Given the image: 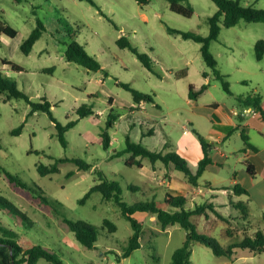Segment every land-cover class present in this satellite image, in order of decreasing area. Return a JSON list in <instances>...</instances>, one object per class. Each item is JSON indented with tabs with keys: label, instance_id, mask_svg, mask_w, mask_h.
Listing matches in <instances>:
<instances>
[{
	"label": "rangeland",
	"instance_id": "374dc122",
	"mask_svg": "<svg viewBox=\"0 0 264 264\" xmlns=\"http://www.w3.org/2000/svg\"><path fill=\"white\" fill-rule=\"evenodd\" d=\"M237 1L244 6L264 10V0ZM187 3L193 10L189 18L171 12L164 0H150L143 6L138 5L136 0H25L19 4L13 0H0V21L17 32L14 38L0 36V60H9L20 66L22 71L13 72L1 63L0 70L16 82L30 102L46 100L55 122L63 126L74 122L64 133L66 147H63L56 136L55 124L47 113H31L30 105L25 100L3 102V97L0 98V196L29 220L0 206V227L12 230L21 239L54 253L64 264H170L173 251L185 239L186 233L178 225L162 230L153 216L136 214L142 226L140 247L123 258L132 229L119 209L104 201L96 192L91 193L83 203L79 201L97 183L98 173L121 184L122 199L127 204L163 200L166 184L160 186L156 181L148 182L152 185L149 189L139 178L140 168L124 165L128 154L110 158L113 150L118 151L124 146L126 137L145 147L148 140L141 137L137 114L130 120L120 119L122 107L113 110L115 123L111 128H106L110 114L106 103L110 97L115 98L119 106L133 103L131 93L121 85L161 98L163 94L159 88L175 83L172 82L174 76L169 80L163 68L172 72L185 68L188 58L193 61L194 67L197 60L204 70L210 72L201 59L198 43L167 32L166 27L202 37L208 34V18L216 13V6L210 0H188ZM37 21L42 23L45 30L29 54L25 55L20 45L36 27ZM120 37L126 38L133 50L119 48L116 41ZM71 39L95 57L101 70L91 72L65 61L66 44ZM258 40L264 41L263 23L239 20L231 28L220 25L219 36L210 44L209 50L222 66V71L229 74L225 76V81L231 91L247 89L248 94H264V56L258 62L254 54V45ZM136 54L150 59L152 72L142 65ZM239 60L249 67L246 75L237 71ZM194 67L190 68L188 78L175 83L179 94L185 92L187 82L202 84V76ZM240 77L247 78V81L244 84L236 83ZM212 82L217 86L202 98L204 102L219 100L224 95L220 82L213 76ZM83 104L91 106L92 114L79 118L76 109ZM97 112L102 114L97 116ZM170 122L159 118L161 130L158 133L161 139L164 133L172 134L173 138L181 136L179 127ZM19 127L20 131L14 134L13 131ZM102 133L115 138L108 150L101 146ZM196 134L192 132L190 135L197 138ZM160 138L149 140L154 141L156 150L161 148ZM226 147L233 151L235 159L240 154L236 148L243 147V142L238 134H234L226 142ZM168 152L175 151L169 149ZM65 158L80 159L90 167L81 171L74 163L64 162L58 163V172L51 175L40 176L36 171L40 163L50 166L56 160ZM183 160L194 173L196 165ZM142 163L146 168H151L147 159ZM159 165L163 169L164 165ZM230 167L239 168L240 165L231 162ZM231 168L224 171L231 174ZM3 172L17 176L25 188L9 183ZM70 172L72 175L68 176ZM175 176L184 179L178 171ZM161 179L164 178L161 176ZM127 185L136 186L139 190L131 191ZM226 186H229L228 183ZM190 187L194 193L189 191L184 195L186 206L193 208L205 203L206 187L203 182ZM198 188L203 194L197 193ZM219 197L225 198L222 195ZM220 208L224 206L220 205ZM228 210L221 209L225 215L230 213V216H223L229 219V223L210 210L206 212L207 218L192 217L197 233L227 247L242 238L244 229L252 233L264 226L262 221H243L238 211L233 208ZM233 215H236L235 219ZM64 219L84 220L95 226L97 241L94 247L87 249L80 245ZM104 219L116 226L115 232L108 233L106 228H101ZM226 228L231 229L232 237L226 236ZM191 250V264H208L216 259L211 249L200 243H194ZM253 263L264 264V254ZM36 264L48 263L39 260Z\"/></svg>",
	"mask_w": 264,
	"mask_h": 264
},
{
	"label": "trees",
	"instance_id": "16d2710c",
	"mask_svg": "<svg viewBox=\"0 0 264 264\" xmlns=\"http://www.w3.org/2000/svg\"><path fill=\"white\" fill-rule=\"evenodd\" d=\"M15 3L19 4L25 0H13ZM90 2V0H85ZM168 4V8L171 12L179 14L183 17H191L193 10L191 6L187 3L188 0H164ZM217 8L214 15L208 18V34L204 37L191 32H180L172 28L166 27L169 34H179L182 39L192 40L200 45L199 53L203 63L206 68L209 69L210 73L213 75L215 80L220 82L222 89L229 93L228 84L225 81V76L221 75L217 69V62L209 50L210 44L216 41L220 33V25L224 28H231L235 26L239 20H245L247 22L253 23H263L264 24V10L257 9L251 5H241L237 0H210ZM138 5H147L150 0H136ZM44 26L41 22L37 21L36 27L30 32L26 39L20 45V50L23 54L27 55L31 51L35 42L39 39L42 32L44 31ZM17 32L15 29L8 25L3 24L0 21V36L4 35L8 38H14ZM116 45L119 48H128L133 50L130 43L126 38L120 37L116 41ZM255 60L261 61L264 56V41L258 40L254 45ZM137 59L142 63V65L150 72H152V65L150 59L145 55L136 54ZM64 59L68 63L76 64L88 71L97 72L101 70L99 62L95 57L89 55L83 46L77 43L75 40L71 39L70 42L66 44ZM0 63L4 67H8L13 72H21L22 68L9 60L1 59ZM202 76L205 77L206 73L203 72ZM125 90L129 91L132 95L133 104L137 105L141 101L143 102H153V98L150 95L141 93L128 85H121ZM207 88L206 85L201 86L197 91L193 90V85L188 86V97L191 100H195L199 94H201ZM3 97V102H7L11 99H21L25 100L27 104L30 105L31 113L40 111L45 112L50 117V119L55 124L56 136L59 143L66 147V140L64 138V133L67 129L74 125V122H69L65 126L60 123L55 122L50 113V105L44 99H41L38 103H32L28 97L18 89L16 82L8 77L2 70H0V98ZM236 101L245 107L251 108L254 112L258 113L262 120H264V97L256 93H249L245 96H237ZM111 102V98H108L107 103ZM114 109H110V114L106 122V128H111L115 119L112 114ZM76 113L79 118H85L92 114V109L90 105H81L76 109ZM17 128L13 131L17 134L20 131ZM197 139L200 143L201 150L203 153L202 159L198 162L197 168L194 173L187 167L186 162L175 152H152L139 143L130 141L128 137L124 140V146L118 152L113 153L112 157H121L125 154L129 156L125 159L124 165L127 167H142V160L147 159L152 168H154L155 163H161L165 167L171 164L174 170L183 174L184 179L188 184L192 186H197V181L205 171L207 165L211 163L209 156L212 145L205 142V140L198 134ZM101 146L104 150L110 148V137L107 133L101 134ZM240 138L243 142L242 153L250 150L252 152H257V149L253 147L249 142L248 138L244 133L240 134ZM166 150V149H165ZM71 162L74 163L78 170L86 171L89 169V165L80 159H58L54 164L50 166H45L43 164H38L36 166V171L40 176L51 175L58 172V163ZM246 173L254 177L255 170L253 166L248 161H242L241 163ZM8 182L17 185L21 188H25L24 183L17 177L9 174L8 172H3ZM72 173H68L71 176ZM127 188L131 191H135L136 187L132 185H127ZM99 193L102 199L106 202H110L115 205L122 217L130 224L132 229V234L128 240L125 251L122 257L129 256L134 250L140 247V238L142 234V226L138 219L134 217L135 213H146L154 217L155 222L159 227L164 230L168 226L178 225L185 231V239L181 246L173 251L171 255L170 264H191L190 255L191 247L194 243H200L205 247L211 249L212 253L216 257H224L233 261L238 256H242V253L249 256L259 255L264 253V227L257 228L252 233H248L246 229L243 230L242 238L238 239L227 247L220 245L215 239H212L205 235H200L196 231V227L192 222V217L204 216L207 217V211L215 212L217 216L229 223L228 218H224L218 214L214 207L209 203H202L194 205L193 208L186 206V199L182 196H173L166 193L161 202L156 201H140L133 204H127L122 199L123 187L118 181L108 180L104 174L98 173L97 183L94 184L89 191L80 199V203H83L91 193ZM232 193L234 195H246L248 192L243 189L240 185H234L232 187ZM0 206L5 207L10 213H15L21 216L23 219L28 220V218L16 209L8 200L0 196ZM233 209L238 211L241 216V220L246 221V206L243 202L231 203ZM29 221V220H28ZM262 221L264 222V215L262 216ZM64 223L68 227V230L72 232L75 240L87 249H92L97 241V231L95 226L84 220L71 221L64 219ZM250 227L249 225H246ZM101 228H106L108 233H113L116 231V226L104 219L102 221ZM232 231L229 228L225 229V234L228 237H232ZM11 247V254L9 251ZM157 259V258H156ZM39 260H44L48 264H64L54 253L47 251L46 249L32 244L26 239H21L12 230L0 227V264H36ZM232 264V263H230Z\"/></svg>",
	"mask_w": 264,
	"mask_h": 264
},
{
	"label": "crops",
	"instance_id": "0c3cea01",
	"mask_svg": "<svg viewBox=\"0 0 264 264\" xmlns=\"http://www.w3.org/2000/svg\"><path fill=\"white\" fill-rule=\"evenodd\" d=\"M242 61L243 60H239L237 71L239 74L246 75L249 67L243 64ZM194 62L197 63L195 67L193 66V61L188 58L184 64L185 68H178L177 71L174 72L170 69L167 70L165 67L163 68V70L165 69V76H168L169 80L174 76L172 82L175 83L188 78L190 76L191 67H194L195 70L197 68V72L201 74V76L203 72L206 73L205 77L202 76V84L200 85L187 82L184 93L179 94L175 83H169L170 85L159 88L163 94L161 98H158L156 94L153 96L150 95L153 98V102L148 103L141 101L137 105L132 103L119 106L115 98L110 97L111 102L106 104H108L110 109L115 110L122 107V113L119 115L120 119L129 118L130 120V117L137 114L141 128V137L147 139V144L151 145L145 147L141 144L143 147L157 153L162 151L166 152L169 149L174 150L182 159H187L192 164H195L196 168L198 162L203 157V153L197 138L195 136L192 137L190 134L195 132L201 135L205 139V142L212 145L209 153L211 163L206 166L205 171L197 181V185L199 181H202L206 187L205 203L211 204L214 210L221 216H230L229 212L225 215L222 213L221 209L229 211L228 209L232 208L231 203L240 201L246 206V219L262 221V216L264 215V120L261 119L258 113L255 112V114H253L252 112L254 111L251 108L245 107L236 101L237 96H245L248 94L247 89H240L237 90L238 92H233L228 88L229 93L222 90L224 95H221L219 100L214 99L211 102H204L202 98L210 93L211 88H216L217 84L212 82L213 75L210 72L204 70L197 60ZM217 69L221 75H229L227 72L222 71V66H220L218 62ZM245 81H247V78L240 77L235 82L244 84ZM189 85H193L194 91L199 90L203 85H206L207 88L199 94L195 100H191L188 97ZM260 96L264 97V94L260 93ZM97 113H100V115L102 114L101 112ZM159 118L169 120L171 121V125L174 123L178 126L181 130L180 138H173L172 134L164 133L161 139L158 133V130H161ZM241 133H244L248 138V142L257 149V152L247 150L242 153L241 151L244 146L238 147L236 151L240 154L234 159V153L233 151H229L226 147V142L229 141L234 134H238L240 137ZM157 137L162 140L160 150H156V148L153 147L154 141H149L155 140ZM114 139L110 138V148L113 145ZM118 151L113 150L112 155ZM112 155L110 158H113ZM242 161H248L253 166L255 170L254 177L246 173L244 166L241 164ZM231 162H236L240 167L231 168ZM143 164L144 163H142V167L140 168L141 173L139 178L142 180L143 184H147L149 189L152 188V185L148 182L156 181L160 186L166 184L167 190L164 196L168 193L173 196L184 197L187 192H192L190 184L185 182L184 179L182 180L175 176L176 170H174L171 164L167 167L164 166L163 169H161L159 162L155 163L154 168L150 165V169L146 168L147 166ZM227 168H231V174L224 171V169L227 170ZM158 172H161L160 175L157 174ZM166 173L167 175H165ZM161 176L164 179H161ZM227 183L229 186H226ZM237 184L248 192V196H237L232 193V187ZM136 190H139L138 187H136ZM197 193L203 194V191L198 188ZM219 195L224 196L226 199H221ZM220 205H223L224 208H220ZM136 214L138 213H135L134 217ZM232 218L235 219L236 215H233ZM263 227L264 226H262V228ZM192 254L193 251L191 250L190 258ZM263 254L264 253L249 256L242 253V256H238L233 261L224 257H216V259L209 261L208 264H254L253 262H256L257 258L261 257Z\"/></svg>",
	"mask_w": 264,
	"mask_h": 264
},
{
	"label": "built area",
	"instance_id": "2783aa9c",
	"mask_svg": "<svg viewBox=\"0 0 264 264\" xmlns=\"http://www.w3.org/2000/svg\"><path fill=\"white\" fill-rule=\"evenodd\" d=\"M253 114H255V112H252ZM97 116H100V113H97Z\"/></svg>",
	"mask_w": 264,
	"mask_h": 264
},
{
	"label": "water",
	"instance_id": "95a60500",
	"mask_svg": "<svg viewBox=\"0 0 264 264\" xmlns=\"http://www.w3.org/2000/svg\"><path fill=\"white\" fill-rule=\"evenodd\" d=\"M9 251H10V254H11V247H9Z\"/></svg>",
	"mask_w": 264,
	"mask_h": 264
}]
</instances>
